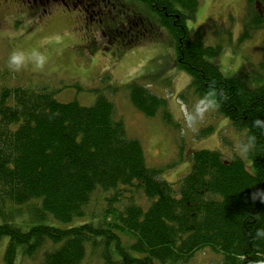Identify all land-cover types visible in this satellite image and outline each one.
<instances>
[{"label":"trees","instance_id":"1","mask_svg":"<svg viewBox=\"0 0 264 264\" xmlns=\"http://www.w3.org/2000/svg\"><path fill=\"white\" fill-rule=\"evenodd\" d=\"M138 1L157 20L135 17L140 26L128 43L153 39L159 28L174 38L177 67L191 77L186 91L203 96L216 89L219 113L237 131L256 136V147L247 154L254 171L236 154L205 149L193 152L186 176L169 183L160 179L162 166L148 165L142 143L128 136L101 89L93 90V105L83 106L58 100L62 89L3 87L5 264H18L20 255L31 264H192L207 249L222 256L218 264H264V238L257 236L264 229V125L254 124L264 121V85L226 77L213 61L222 44L208 46L205 28L190 31L187 23L196 19L200 0ZM245 12L241 42L264 30V0H246ZM69 86L83 90L77 83ZM123 88L138 111L150 118L161 114L172 124L166 99L138 81L113 91ZM31 205L39 219L51 216L66 226L41 224L25 231L7 216L8 206Z\"/></svg>","mask_w":264,"mask_h":264},{"label":"rangeland","instance_id":"2","mask_svg":"<svg viewBox=\"0 0 264 264\" xmlns=\"http://www.w3.org/2000/svg\"><path fill=\"white\" fill-rule=\"evenodd\" d=\"M0 3L6 1L0 0ZM6 4L0 5V90L48 86L51 91L62 89L56 96L62 102L78 101L83 106H91L97 98L93 90L101 89L115 104L116 116L125 123L128 136L142 143L148 165L162 166L160 179L169 183L186 176L192 168L193 152L205 149L219 150L226 156L236 154L254 171L247 154L236 147L248 136L247 131H237L218 109L211 111L194 128L185 122L181 104L191 109L201 96L186 91L191 77L177 67L174 38L159 28L153 39L141 37L138 38L142 39L141 44L128 43L140 26L135 17L157 20L145 3L99 0V5L89 0H68L65 5L57 0L48 6L46 14L36 7L29 8L24 0L20 3L9 0ZM88 4L91 6L87 7ZM245 7L246 0H200L196 19L188 21L187 25L190 31L205 28L208 46L222 44L219 56L213 61L226 77L238 75L250 86L260 87L264 85V30L254 32L249 40L240 41ZM14 49H38L48 56V63L43 70H33L29 65L18 73L11 72L6 61ZM106 75L110 76L109 80H104ZM133 81L167 100L171 125L163 121L161 114L150 118L138 111L125 88L118 93L113 91ZM73 83L83 90L69 86ZM174 123L178 125L176 128ZM22 207L18 210L8 206L7 216L25 231L41 224L66 226L51 216L39 219L34 205ZM3 222L0 216V224ZM8 243V237L0 239V264H5ZM221 258L207 249L199 252L192 264H218ZM31 263L21 255L18 258V264Z\"/></svg>","mask_w":264,"mask_h":264},{"label":"clouds","instance_id":"3","mask_svg":"<svg viewBox=\"0 0 264 264\" xmlns=\"http://www.w3.org/2000/svg\"><path fill=\"white\" fill-rule=\"evenodd\" d=\"M7 67L11 72H20L25 70L29 65L33 70H43L48 63V56L39 51L32 49L31 51L24 49H14L7 58ZM226 99V97H224ZM220 97L216 89L209 90L205 95L196 99L191 109L186 108L181 104V112L184 115L185 122L189 127H193L200 121H203L206 116L213 110L219 108ZM256 126L264 125V121L257 119L254 121ZM257 144V138L254 134H250L242 138L236 145L237 150L242 154L251 152ZM257 236L264 238V229L257 230Z\"/></svg>","mask_w":264,"mask_h":264},{"label":"flooded vegetation","instance_id":"4","mask_svg":"<svg viewBox=\"0 0 264 264\" xmlns=\"http://www.w3.org/2000/svg\"><path fill=\"white\" fill-rule=\"evenodd\" d=\"M5 1H6V3L9 2V0H5ZM14 1H18L20 3V1H23V0H14ZM24 1L28 2L29 8H31V9H35V7H36V8H38V11L40 9L43 10V14H46L47 12H49L48 6H51L52 2H57V0H24ZM58 1H60L62 4L67 5L68 0H58ZM89 1H92V2L95 1L97 4H99V0H89ZM6 3L5 4L0 3V5L2 4L1 6H7L8 4H6ZM93 5L96 6V4H93ZM90 6H91L90 4L87 5V7H90ZM21 7L23 9V6H21Z\"/></svg>","mask_w":264,"mask_h":264}]
</instances>
